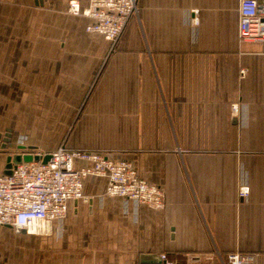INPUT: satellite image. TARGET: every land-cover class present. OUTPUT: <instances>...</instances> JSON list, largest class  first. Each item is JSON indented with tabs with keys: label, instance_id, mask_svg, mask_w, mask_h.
Segmentation results:
<instances>
[{
	"label": "crops",
	"instance_id": "0c3cea01",
	"mask_svg": "<svg viewBox=\"0 0 264 264\" xmlns=\"http://www.w3.org/2000/svg\"><path fill=\"white\" fill-rule=\"evenodd\" d=\"M238 3L137 0L111 42L67 0H0V175L9 154L66 146L127 160L164 194L152 209L89 175L52 234L0 225V264H264V45L239 39Z\"/></svg>",
	"mask_w": 264,
	"mask_h": 264
},
{
	"label": "built area",
	"instance_id": "2783aa9c",
	"mask_svg": "<svg viewBox=\"0 0 264 264\" xmlns=\"http://www.w3.org/2000/svg\"><path fill=\"white\" fill-rule=\"evenodd\" d=\"M67 11L90 19L85 27L87 32L114 42L137 12V0H86L85 4L82 0H67ZM238 17L239 39L264 45V0H239ZM245 71L242 69L241 75ZM31 154L39 155L40 159L16 164L11 174L0 175V225L11 226L15 232L52 234L53 221L65 216L68 201L82 197L83 179L89 175L106 179L107 196L126 197L152 209L164 207L162 188L140 177L127 160L66 146ZM46 155L49 158L43 163ZM76 161L89 164L77 167ZM247 194V187L239 188V196ZM214 254L219 264H255L256 261L254 253ZM160 257L165 264H191L196 259L192 254L184 261L170 260L164 253Z\"/></svg>",
	"mask_w": 264,
	"mask_h": 264
},
{
	"label": "water",
	"instance_id": "95a60500",
	"mask_svg": "<svg viewBox=\"0 0 264 264\" xmlns=\"http://www.w3.org/2000/svg\"><path fill=\"white\" fill-rule=\"evenodd\" d=\"M1 137V135H0ZM8 138L3 139V143H0L1 147H5L6 142L8 141ZM49 158V155H46L42 158V162L45 163L47 162ZM39 155H32V154H22V153H14V154H9L6 157V163L4 166V171L2 174L9 175L12 172L13 167H15L16 164H19L21 162H30L32 160L38 161ZM24 232V230H22ZM141 264H165L164 261L161 259L160 255H151L147 257H143L141 259Z\"/></svg>",
	"mask_w": 264,
	"mask_h": 264
},
{
	"label": "bare ground",
	"instance_id": "6f19581e",
	"mask_svg": "<svg viewBox=\"0 0 264 264\" xmlns=\"http://www.w3.org/2000/svg\"><path fill=\"white\" fill-rule=\"evenodd\" d=\"M3 139V138H2Z\"/></svg>",
	"mask_w": 264,
	"mask_h": 264
}]
</instances>
